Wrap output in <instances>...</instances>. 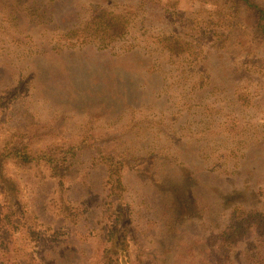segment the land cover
Listing matches in <instances>:
<instances>
[{"label":"rangeland","instance_id":"obj_1","mask_svg":"<svg viewBox=\"0 0 264 264\" xmlns=\"http://www.w3.org/2000/svg\"><path fill=\"white\" fill-rule=\"evenodd\" d=\"M216 11L178 0L180 16L226 14ZM6 16L0 8V264H245L246 240L219 251L215 236L236 205L264 212V61L242 69L252 82L220 77L227 89L206 81L199 94L204 30L179 61L165 64L141 28L86 61L73 55L81 34L28 45ZM237 20L243 32L216 55L236 70L264 60V43L248 40L253 16ZM130 40L151 52L119 56Z\"/></svg>","mask_w":264,"mask_h":264},{"label":"trees","instance_id":"obj_2","mask_svg":"<svg viewBox=\"0 0 264 264\" xmlns=\"http://www.w3.org/2000/svg\"><path fill=\"white\" fill-rule=\"evenodd\" d=\"M111 1L0 0V8L9 16V25L18 37L17 39H30L26 43L28 45L32 39H52L53 35L66 39L67 31L73 35L74 32L79 33V36L81 34L86 47L83 48V51L73 55L86 61L91 58L85 57L95 52L99 57H108L110 49L107 48L112 41L114 43L115 41H124L119 38L134 34L139 28L143 32L154 33L157 39L154 44H157L159 48V56L162 54L166 56L163 60L165 64L176 57L179 61V56L173 53H183L188 44L187 39L195 32L194 30H204L208 33L207 48L211 49V54L205 52L206 55L204 54L202 61L197 66L196 71L206 72L199 94L205 93L203 87L206 81L212 87L227 89L228 86L221 85L222 82L219 84L214 82L220 77L226 78L228 83L236 82L240 78H243L244 82H252L254 77L251 73L242 69L247 65H254L253 62L264 61L263 58L255 60L251 58L247 63L245 62V65L241 64L236 67L239 68L236 70L230 58L226 63L216 60L217 53L224 55V43L228 40L226 37L229 34H237L238 31L243 32L241 28L244 26L237 20L240 9H244L254 19L250 31L252 39L249 38V42L264 43V4L258 0H210L216 5V12L220 10L224 13L226 11V14H218L212 18L201 17V19H191L192 14L189 13L180 16L177 12L178 0H113L110 6ZM113 4L117 10L113 8ZM121 5L127 9L131 7L132 12L120 11ZM7 16L3 17V20H6ZM227 16L228 18H226ZM141 36H144L142 39H151L146 34ZM135 39H140V37ZM131 40L121 45L123 49L118 52L119 56L127 52L132 55L139 54L141 51L146 54L151 52L152 46H132L130 45ZM83 42L81 41V43ZM43 44L49 45V43ZM27 49L24 48L25 51ZM159 56L156 57L157 63L153 64L157 69ZM212 63L215 65L211 69L210 64ZM217 69H222L226 74H218ZM261 86L264 91V83ZM14 156L23 163L30 161L27 154L14 153ZM48 162L52 163L54 170L59 168L55 160L52 161L48 158ZM241 240L247 241L245 264H264V248L261 250L264 246V212L262 210L254 206L248 208L244 204L236 205L229 210L223 229L215 236L217 248L219 251L223 249L225 251Z\"/></svg>","mask_w":264,"mask_h":264}]
</instances>
